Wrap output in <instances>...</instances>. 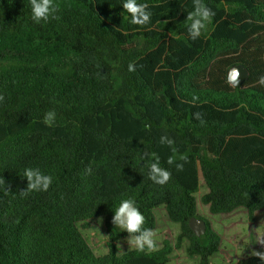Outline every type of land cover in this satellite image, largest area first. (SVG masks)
Returning a JSON list of instances; mask_svg holds the SVG:
<instances>
[{"label": "trees", "instance_id": "obj_1", "mask_svg": "<svg viewBox=\"0 0 264 264\" xmlns=\"http://www.w3.org/2000/svg\"><path fill=\"white\" fill-rule=\"evenodd\" d=\"M138 2L152 12L148 26L132 25L122 0H55L58 18L39 24L29 0H0V177L9 186L0 185V264H170L167 242L119 254L128 234L111 220L126 198L153 230L164 206L181 228L176 248L187 240V254L211 264L221 237L198 213L200 177L212 215L244 209L254 222L264 210V0H203L216 15L195 41L192 0ZM236 65L250 77L235 88ZM181 155L177 171L167 160ZM156 158L172 173L163 186L148 177ZM28 167L53 177L47 192L20 195ZM192 218L205 234H194ZM95 219L109 235L103 256L78 226Z\"/></svg>", "mask_w": 264, "mask_h": 264}, {"label": "clouds", "instance_id": "obj_2", "mask_svg": "<svg viewBox=\"0 0 264 264\" xmlns=\"http://www.w3.org/2000/svg\"><path fill=\"white\" fill-rule=\"evenodd\" d=\"M29 4L32 20L37 24L41 21L47 22L50 18H58L55 16V13L59 10L55 0H29ZM122 7L129 14L132 25L145 27L151 24L152 12L149 10L148 4L140 3L138 0H122ZM215 15L216 13L203 0H192V10L186 16V20L190 22L187 27L190 39L197 40ZM117 31H119V28ZM128 69L129 71L136 70L134 64H129ZM238 76L239 72L233 70L231 81L236 82ZM256 83L264 86V75L258 77ZM3 100L4 96L0 95V101ZM194 116L200 119L202 114L195 113ZM55 119V111L50 110L44 114L43 123L51 127L55 123ZM159 143L172 148L173 152L176 151L173 147L175 141L166 135L160 137ZM179 160L181 162H177L174 157L170 156L167 163L168 165H174L177 171H183L184 164L188 162V157L187 155H181ZM148 169L149 179L158 185L163 186L171 179L172 173L167 168L161 167L158 158L149 164ZM23 176L27 180V187L20 191L21 196H27L32 192H47L53 183V177L41 172L39 168H25ZM0 185H5V190L9 191V186L3 177H0ZM113 213L111 223L115 228H119L128 234L127 243L129 245L140 252L158 250L157 233L151 228L144 227L145 216L136 206L134 199L121 200ZM261 244L264 245V241H261ZM253 255L259 258L261 264H264V252L253 251Z\"/></svg>", "mask_w": 264, "mask_h": 264}, {"label": "rangeland", "instance_id": "obj_3", "mask_svg": "<svg viewBox=\"0 0 264 264\" xmlns=\"http://www.w3.org/2000/svg\"><path fill=\"white\" fill-rule=\"evenodd\" d=\"M207 193L208 188L203 177H200L199 192L195 195L198 213L210 221L214 231L221 237L220 249L211 258V264H238L241 259L254 256L253 251L264 252V245L261 244V241H264V210L257 213L254 222H249L244 209L227 215H212L209 207L202 202L203 196ZM154 213L157 221L154 231L157 233L158 250L163 248L166 242L173 247L169 256L170 264H199L197 256L187 254L189 245L187 240H183L179 248H176L181 228L179 224L173 223L169 219L165 207L157 208ZM78 226L98 256L106 255L109 252V235L104 219L91 220L86 225L80 223ZM127 240L128 237L116 243L119 254L135 249L127 243Z\"/></svg>", "mask_w": 264, "mask_h": 264}, {"label": "water", "instance_id": "obj_4", "mask_svg": "<svg viewBox=\"0 0 264 264\" xmlns=\"http://www.w3.org/2000/svg\"><path fill=\"white\" fill-rule=\"evenodd\" d=\"M233 70L239 72V76L236 82L231 81V73ZM250 71L244 65H236L232 67L228 74V82L232 87H241L249 79ZM190 228L196 236H201L206 232V223L202 219L192 218L189 223Z\"/></svg>", "mask_w": 264, "mask_h": 264}, {"label": "crops", "instance_id": "obj_5", "mask_svg": "<svg viewBox=\"0 0 264 264\" xmlns=\"http://www.w3.org/2000/svg\"><path fill=\"white\" fill-rule=\"evenodd\" d=\"M239 210V209H238ZM237 211V210H236ZM235 212V211H234ZM246 212V211H245ZM247 214V213H246Z\"/></svg>", "mask_w": 264, "mask_h": 264}]
</instances>
